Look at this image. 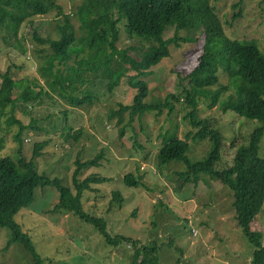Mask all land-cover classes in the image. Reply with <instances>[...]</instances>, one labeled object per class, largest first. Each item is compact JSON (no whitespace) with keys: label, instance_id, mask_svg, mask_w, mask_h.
I'll return each instance as SVG.
<instances>
[{"label":"rangeland","instance_id":"1","mask_svg":"<svg viewBox=\"0 0 264 264\" xmlns=\"http://www.w3.org/2000/svg\"><path fill=\"white\" fill-rule=\"evenodd\" d=\"M83 1L56 0L65 14L73 15L77 36L81 30L75 10ZM209 4L224 34L232 39H254L264 52V0H209ZM58 23L61 17H57V10L36 19L42 37L58 38ZM33 32L34 28L27 23L18 29L17 36L24 38V53L5 46L0 40V74L10 66L11 75L17 80L41 79L38 65L44 52L38 50L47 49L48 44L39 45L33 40ZM175 36L177 40L170 43L169 55L143 78L148 84L145 102L172 101L171 113L165 107L161 112L149 110L140 116L137 113L131 116L130 109H126L120 116L110 117L109 113L117 111L119 104L132 103L135 89L126 78L135 73L126 71V76L112 91L107 88L108 79L89 74V86L98 95L92 104L72 107L59 96L57 103L44 96L30 111L22 110L17 104L14 115L26 126L21 134V150L29 160L35 145L44 143L41 154L35 157L38 172L59 178L64 186L71 188L77 168L75 161L97 157L96 163L81 170L79 179L97 176L108 180L91 184V189L83 193V210L104 220L105 230L111 236L121 235L144 245H156L157 264H251L255 246L236 222L233 193L206 177L182 187L177 174L185 171L181 161H171L164 167L157 163V150L172 133L189 142L187 156L191 162L201 159L210 147L207 138L191 137L193 128L182 119L188 109L184 96L178 101L171 98V94H180L188 86L187 75L201 52L203 33L198 28L176 32L173 27L164 32V38ZM118 45L119 48L127 45L143 48L139 42L127 40L123 31ZM127 54L133 55L134 51L129 50ZM217 78L219 84L229 85V77L220 70ZM229 86L228 91L219 93L218 100L234 93L233 85ZM217 87L216 84L211 89ZM16 89L17 94L22 91L20 86ZM206 101L199 100L198 114L221 133L223 141L215 168H229L236 151L232 141H245L260 122L240 117L233 111L222 112L217 103L207 108ZM8 115L4 112L0 116V156L15 155L18 147L14 139L18 127L5 124ZM33 121L35 128L30 126L34 125ZM68 127L80 130L78 138L66 135ZM120 129H123L122 135H119ZM260 147L264 157V132ZM127 173L141 175L142 186L127 188L123 183ZM114 193L123 199L120 204ZM58 202L59 193L55 188L39 187L33 204L14 217L22 232L33 241L43 264H131L129 244L109 245L93 226L72 213L54 211ZM251 229L261 234L264 244V213L255 218ZM8 239L9 231L0 228V264H36L34 256L21 243L13 242L5 247Z\"/></svg>","mask_w":264,"mask_h":264},{"label":"trees","instance_id":"2","mask_svg":"<svg viewBox=\"0 0 264 264\" xmlns=\"http://www.w3.org/2000/svg\"><path fill=\"white\" fill-rule=\"evenodd\" d=\"M54 10H57V17H61V23L57 24L59 36L42 37L36 27V19ZM71 17L73 15L65 14L56 0H0V40L5 46L26 52L24 38L17 36L23 23L34 28L33 40L39 45L48 44L47 49L38 50L44 52L38 65L44 82L38 78L17 80L12 77L10 66L0 74V116L7 112L10 115L5 124H17L18 127L14 133L18 143L16 154L0 156V228L9 231L5 247L19 242L34 256L36 264H43L33 241L22 232L14 217L21 209L33 204L39 187H53L59 193L54 211L72 213L80 221L93 226L109 245L129 244L132 248L131 264L158 263L156 245H144L121 235L111 236L105 230L104 220L83 210V193L91 189V184L108 180L97 176L79 179L81 170L96 163L97 157L75 161L77 168L72 176V188L64 186L59 178L40 174L35 157L41 154L45 144H36L29 160L23 156L21 134L26 126L15 117L14 111L17 104L22 110L30 111L31 107L42 102L44 96L52 103L59 102V96L72 107L92 104L98 95L89 86V74L108 79L107 88L112 91L126 76V71H131L135 75L126 80L135 89L132 103L119 104V109L111 111L109 116H120L126 109H130L131 116L136 113L140 116L149 110L161 112L165 107L171 113L172 101L145 102L148 84L143 78L169 55L170 43L177 40L176 36L164 38L168 27H173L176 32L198 28L203 33V41L197 62L187 75L188 86L180 94H171V98L178 101L181 95L184 96L188 109L182 119L192 126L191 137L198 140L207 138L210 147L201 159L191 162L187 156L189 142L172 133L160 144L157 163L164 167L171 161H181L185 171L177 174L182 187L189 182L196 184L204 177L227 187L233 193L236 222L255 246L251 264H264L261 234L251 229L255 218L264 213V157L260 147L264 132V52L258 42L254 39H232L224 34L209 0H84L75 10L78 29L81 30L79 36ZM122 31L127 40H135L143 48L133 45L119 48ZM129 50L134 54H127ZM218 70L229 77V85L234 87V93L220 100L219 93L228 91L230 86L218 83ZM216 84L218 87L212 90ZM19 86L22 91L17 94ZM199 100H207V108L217 103L222 112L233 111L240 117L260 122L245 141H232L231 146L236 151L229 168H215L220 159L222 135L206 117L198 114ZM30 126L35 128V124ZM80 133L79 129L68 127L66 135L78 138ZM122 133L123 129H120L119 135ZM123 183L127 188L137 189L142 186V176L127 173ZM116 196L120 204L123 199L119 193Z\"/></svg>","mask_w":264,"mask_h":264}]
</instances>
